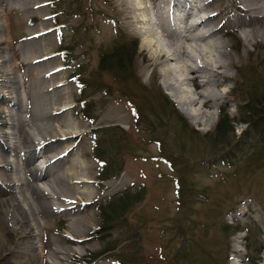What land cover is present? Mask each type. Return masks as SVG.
<instances>
[{
	"label": "rangeland",
	"instance_id": "374dc122",
	"mask_svg": "<svg viewBox=\"0 0 264 264\" xmlns=\"http://www.w3.org/2000/svg\"><path fill=\"white\" fill-rule=\"evenodd\" d=\"M60 1L0 0V114L9 109L15 111V100L25 108L29 97L30 105L28 104L27 108L32 112L37 110V113L32 119L25 110L19 114L25 120L26 130L35 132L28 126L27 120H31V125L44 122L52 124V127L67 121L77 124L78 127L74 137L59 143L56 153L46 152L45 158L40 154L34 162L26 164L23 157H17L18 167L26 166L28 173L29 171L33 173L32 171L37 168V173L40 174L42 173L40 170L45 171L46 158L51 160L53 155L65 150L63 152L65 155L53 171L54 176L49 180L54 185L67 189L66 194L71 196L69 201L72 202L51 201L48 202L49 205L42 191L45 186L43 180L33 181L34 187L29 192L38 199L40 205L50 206L47 214L38 215L37 219L43 228H34L38 234L34 238L23 219L20 207L14 206L15 192L8 186L10 181L8 178L13 172L12 167L6 166L8 165L6 160L15 158L7 154L10 143L5 139L3 132L13 130L0 122V264H46V261L52 263L54 259L50 256L51 248L73 251L68 256H61L65 264H118L108 253H103L107 244L111 242L117 245V250L113 254L120 250L136 254L138 264H171L182 241L178 232L173 230L176 229L175 221L178 217L175 203V174L168 165L158 159V146L140 132L139 127L141 130L142 127H138L140 122L134 119L131 106L118 93V86L109 77L104 76L106 87L97 90L86 101H90L91 109L88 116L96 119L95 125L92 126L85 121L79 115L82 111L80 103L77 102L79 83L74 75L81 71L86 74L95 73L100 52L110 50L119 38L127 41L136 40L138 46L134 69L140 84L149 89L153 87V83L158 86L174 103L189 127L197 131L202 138L204 135L214 133L221 110L226 111L230 119H238L239 107L248 93L245 87L254 77L258 80V83H255L258 86L264 79V19L255 23L256 36L252 43H248L244 38V32L248 29L244 21L250 18L246 12L247 4L243 0H203L206 2L205 15L208 14L211 18L209 25L216 28L218 32L216 38L226 46L227 51L231 52L235 65L228 72L230 79L222 87L226 92L225 99L212 111L215 113L214 122L211 124L203 120L197 124L178 108L173 100L174 94L166 89L160 72L162 67L150 65L147 59L154 48L149 45L151 37L145 35L144 31L152 27L156 35H161L162 29L157 25L155 12L159 11V6L170 0H160L154 5L149 3L150 7L147 5L150 12L148 17L152 20L149 26L142 23L135 25L132 22V18L136 16L132 13L127 14L125 7V2L132 0H77L79 5L75 0H67L73 8L77 6L81 8L77 17L69 15L71 13L67 14L69 17L64 16V6L67 2L64 0V3L57 7L55 4ZM170 2L176 14L183 13L184 5L195 6L196 9L201 3L200 0ZM59 11L61 15L58 14ZM193 14L187 18L188 24L195 22ZM65 17L68 23L64 26L58 25L57 23L64 21ZM71 29H75L76 36L69 35ZM171 32L176 33L178 30ZM70 39L73 41L68 44ZM71 46L74 50L68 54L62 51L66 47L71 49ZM164 49L168 52V48ZM35 59H42L43 62L35 65L33 64ZM4 60L7 62H3ZM78 65H82V69H79ZM53 69H59L56 76H51L54 84L62 83L58 90L54 87L48 89L52 86L51 79L40 78L43 71L49 72ZM9 77L16 78L18 82L16 87L19 88L17 94L21 100L12 99V96L17 94L10 88L9 85L12 84L3 80ZM43 88L48 91L46 96L36 97L35 93L42 91ZM183 88L192 89L191 86ZM57 96L62 97L57 104L67 103L66 106L69 108L65 113L52 116L54 104L52 102L48 104V100L53 101ZM106 127L121 128L129 140L130 151L124 154L121 174L114 179L100 182L98 180L100 167L91 156L93 137L90 132ZM235 128V133L239 136L245 126L235 124ZM21 129L23 141L28 142V133L24 131V127ZM173 133L169 131L161 134L166 146L171 144L170 138L166 139L167 135L174 138ZM32 144L30 142L31 146ZM204 145L203 138L199 147L184 141L183 157L187 158L189 164L201 163L206 152ZM165 149L169 152L166 147ZM183 160L187 162L186 159ZM236 161L240 165L243 164L241 160ZM177 163L179 164L178 161ZM82 164L87 168L81 171ZM233 169L229 164L215 162L206 169L196 166L190 175V182L194 183L198 190L205 188L204 192L209 197L208 201L202 203V200L198 201L195 206L197 213L192 217L194 223L192 234L200 250L197 255L199 259L194 262L178 259L174 264H232L234 260H238L240 264H264V249L259 250L260 246L252 255V263L246 259L248 242L245 238L249 236V230L234 235L222 234L218 227L220 217L217 221L212 216L213 201L219 203L223 210L234 205L235 211L221 219L227 224L239 225L242 228L251 227V234L259 233L260 244L264 245V167H257L254 174L247 175L234 173ZM78 172L85 175L86 183L71 181L72 173L79 174ZM138 186L144 187V198L127 214L125 223L119 228L99 234L101 227L98 205L127 188ZM84 191L87 194H84ZM16 196L19 197L20 194ZM69 203L70 208L65 209L66 211L61 210L62 207H68Z\"/></svg>",
	"mask_w": 264,
	"mask_h": 264
},
{
	"label": "trees",
	"instance_id": "16d2710c",
	"mask_svg": "<svg viewBox=\"0 0 264 264\" xmlns=\"http://www.w3.org/2000/svg\"><path fill=\"white\" fill-rule=\"evenodd\" d=\"M62 2L64 3V0L55 5L58 7ZM77 4L79 5L78 2ZM79 10L81 12L79 6L73 8L70 2H67L64 6L65 13L63 15L69 17L67 14L71 13L69 15L77 17ZM58 14L61 15V11ZM66 17L64 21L57 24L63 26L67 24ZM76 34L75 29H71L69 35L74 37ZM72 41L73 39H70L68 44H71ZM137 44L136 40L127 41L119 38L110 50L100 52L95 73L86 74V72L81 71V73L78 72L74 75L79 83L77 102L80 103L82 109L79 115L90 125H95L96 119L88 116L91 104L90 101L86 102L87 99L93 96L97 90L106 87L104 76L109 77L118 86V93L131 106L134 119L140 122L138 123V127H142V130L139 127L140 132L151 139L150 142L158 146V159L168 165L169 169L175 174V203H177L178 217L175 221L176 229L173 230L178 232L177 234L182 241L171 264H174L178 259L194 262L197 258L199 259L197 255L200 250H198L193 239L194 223L192 217L197 213L195 206L198 201L202 200L201 203L205 200L208 201L209 197L204 192L206 189L198 190L195 184L190 182L189 177L196 166L206 169L215 162L229 164L230 168H234V173L239 172V174L244 175H247V173L254 174L257 167H264V79L261 80V84L258 86V84L255 85L258 80L254 77L250 84L245 87L248 93L242 101V106L239 107L238 119H230L226 111H220L214 133L202 136L206 147L205 157L202 158L201 163L191 165L187 158L183 157V153L185 154L184 141L199 147L202 145V138H200L197 131L189 127L174 103L164 95L158 86L153 83V87L149 89L140 84L134 69ZM71 49L66 47L62 51L68 54L74 50L72 46ZM78 68L82 69V65H78ZM242 79L246 80L245 78ZM235 124L245 126L239 136L235 133ZM169 131L174 132V138L165 134L167 135L166 139L170 138L171 140V144L166 146V141L161 134ZM90 135L93 137L91 156L100 167L98 180L105 182L118 177L123 171L124 154L126 151H130L126 133L119 127H106L94 129L90 132ZM165 147L169 152L165 151ZM183 159H186L187 162ZM236 160L243 161V164L240 165ZM241 169L242 171H240ZM144 190L143 186L127 188L100 203L97 207L100 217L99 226L101 227L98 231L99 234L111 231L116 227L119 228L124 224L127 214L143 200ZM211 196L215 198L213 194ZM215 199L217 200V198ZM212 204H214L212 216L216 220L220 217L218 227L222 234L234 235L249 230V236L245 238V241L248 242L246 259L252 263V255L258 251V246H260L259 250L264 249V245L260 244L259 233L252 235L251 227H249L250 229L248 226L242 228L239 225L227 224L221 219L228 213L235 211L236 207L234 205L223 210L216 201H213ZM115 250H117V245L111 242L107 244L103 253H108L118 264H138L136 254H129L121 250L117 251V254H113Z\"/></svg>",
	"mask_w": 264,
	"mask_h": 264
},
{
	"label": "bare ground",
	"instance_id": "6f19581e",
	"mask_svg": "<svg viewBox=\"0 0 264 264\" xmlns=\"http://www.w3.org/2000/svg\"><path fill=\"white\" fill-rule=\"evenodd\" d=\"M159 1L160 0L126 1V12L127 14H135L136 17L134 16L135 18H132V22L135 25L142 23L149 26L151 25L152 20L148 17L150 12L147 5H149V3L154 5ZM170 1L162 6H159V11L157 10L155 12L157 25L160 29H162L161 35H156L151 29L152 27L147 28L144 31L145 35L147 34L151 37V43L149 45L154 48L151 54L148 55V62L154 67H162L160 72L162 74L165 87L174 94L173 97L175 98L173 100L186 117L197 124L203 120L212 124L215 120V113L212 111L217 108V105L221 100L225 99L226 92L222 87L223 84L231 77L228 72L235 65L234 57L231 52L226 50V46L223 43H220L216 38L218 34L216 28L210 27L209 22L211 21V18L208 14L205 15L206 2L200 0L201 3L198 4L196 9L194 8L195 6L192 7L184 5L183 13L176 14L173 11L172 5L169 4L171 3ZM243 1L247 4L246 12L250 18L248 21H244L248 27V29L244 32V38L248 43H252L254 40L253 38L256 36L254 31L255 23L264 19V0ZM157 6L158 5H156V7ZM193 10H196L194 14L192 13ZM191 14H193V21L195 22L188 24L187 18ZM175 29H177L178 32H171V30ZM165 47L168 48V52L164 49ZM3 62H7V60H4ZM42 62V59H35L33 64L38 65ZM47 72L43 71V74L40 75L41 80H50L51 76L54 77L58 74L59 69H53L52 71ZM5 75H7V73ZM3 80H7L8 83H11L12 85H9L10 88L15 94L18 93L19 88L16 87L18 85L16 78L9 77L4 78ZM50 81L52 82V86L48 87L49 90L53 87L57 89L58 86L60 87L62 84H54L53 79ZM183 86H191L192 89L187 90L183 88ZM46 93H48L47 89L43 88L42 91L35 93V96L39 98L44 95L45 97ZM48 97L50 98V96ZM17 98L21 100L18 94L17 96H12V99L14 100ZM61 100L62 97L59 96L54 98L53 101L48 100V104L51 102L54 104L51 112L52 116H58L63 112L65 113V111L69 108L66 106L67 103L58 105L57 102ZM15 101V111L14 109H9L7 111H2V114H0V122L7 125L8 129L13 130L11 132H3L5 139L10 143L9 153L7 154L15 158L6 160L8 163L6 166H9L10 168L12 167L13 172V175L8 178V180H10L8 182V186L15 192L14 206L20 207L21 214L24 215L23 219L30 228V233L34 238H36L38 234L34 228H43V225L37 217L38 215L44 213L47 214L49 212L48 207H50V204L48 202H72L69 201V197L71 196L66 194V192L68 193L67 189L60 188L49 180L54 176L53 171L57 168V163L59 161L61 162L60 159L65 155V153H63L65 150L62 152L60 151L57 155H53L51 160H47L46 158V166L44 168L45 171L43 172L40 170L42 172L40 174L37 173V168L32 171L33 173L30 171L28 173L26 166L22 165L21 167H18L16 165L17 157H23L26 164L27 162H34L40 154L45 158L46 152L54 151L53 153H56V151H58L59 143L74 137L77 134L78 127H76L77 124H71V122L67 121H63L62 123L52 127V124L48 125V123L38 121H36L38 123H32L31 125V120H27L29 122L28 126L32 130H35V132H31L30 129L26 130L24 126L25 120L22 119L19 114L25 110L26 112H29V116L32 119L33 115L37 113V110L36 112L28 110L27 105L30 103L29 97H27L25 108L21 103H18L17 100ZM15 121L18 122L16 123ZM23 127L24 131L28 133V142L23 141V130L21 129ZM53 130L56 132L53 133ZM46 133L51 134L45 136L44 134ZM30 142L33 143L32 146L30 145ZM80 168L82 171L87 167L85 164H82ZM78 173L79 174L72 173L73 177L71 181L73 183H86L85 175H82L80 172ZM39 180H43L44 182L45 186L42 191L44 192L46 203L49 205H40L38 199L32 196L33 194L29 192V190L34 187V185H32L33 181ZM35 185L38 186L37 183ZM16 194H20V196L17 197ZM84 194L87 193L84 191ZM70 207L71 204L69 203L68 207H62L61 210H65ZM13 210H15V207ZM32 246L34 247L33 242ZM72 252L73 251L70 249L51 248L50 256L54 259V261L52 263H48L46 261V264H65L64 259H62L61 256H68L69 254H72ZM232 264L240 263H238V260H234Z\"/></svg>",
	"mask_w": 264,
	"mask_h": 264
}]
</instances>
